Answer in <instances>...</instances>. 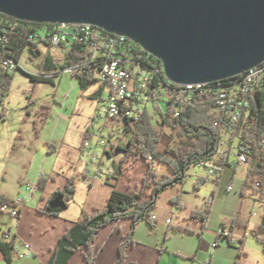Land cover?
Segmentation results:
<instances>
[{"label":"rangeland","instance_id":"rangeland-1","mask_svg":"<svg viewBox=\"0 0 264 264\" xmlns=\"http://www.w3.org/2000/svg\"><path fill=\"white\" fill-rule=\"evenodd\" d=\"M28 50L20 59L18 71L13 74L4 103L0 104V195L12 201L25 196L27 205L36 209L42 195L46 196L51 188L59 186L67 176L73 174L77 180L78 197L76 203L67 211V217L73 219L87 194L86 178L96 189L107 190L109 188L106 182L113 171V160L120 161L117 147H109L115 152L113 159L107 155L109 143L116 144L119 138L112 136L113 126L102 113V101L108 98L109 89L99 80L100 73L97 69L94 73L95 81L87 88H82L70 74L59 75L53 78L52 83L33 82L31 76L44 74L43 61L49 53L57 58V64H63L66 51L62 47L49 49L41 45L39 51L42 56L34 59ZM96 93H99L100 97H94ZM147 107L154 123L157 124L158 115L154 107L151 104ZM163 131L165 137L160 145L161 151L168 146L171 134L165 128ZM85 137L91 145L90 157L82 153ZM122 140L127 141L126 138ZM134 163L130 161L126 167L138 165L134 173L138 176L143 169L142 164H147ZM249 168L233 165L227 167L223 170L229 175L220 181V188H216L218 180L211 179L196 191L194 186L197 178H209L210 169L209 166H193L189 170L188 180L183 185L171 188L161 195L155 212L160 220L156 222V227L152 228L146 222H141L135 231V237L137 235V238H141L160 252L158 264H264L263 246L252 235L263 218L264 206L252 196L242 198L238 182L236 187L233 186L232 192L228 191L234 171L239 170L238 177L243 178ZM84 170L88 171L87 174ZM155 170L159 175L170 173L169 168L160 163L156 164ZM41 176L49 179L48 189L44 193L43 188L39 187L35 194H30L28 186L38 185ZM51 176L55 177V181ZM101 191L98 193H102ZM213 195L214 204L208 206L207 202ZM221 204L229 213L241 209V216L245 215L241 219L249 222L248 229L234 232L237 240L242 237L243 244L238 242L231 246L227 239L221 237L220 246L213 247L217 240L212 230L218 222ZM207 206L211 215L201 236L199 232L202 231V224L192 218L189 219V228L194 232L193 235L177 232L176 227L181 225L180 218L189 216L190 211ZM255 212H258L259 216H254ZM167 219L171 220L172 224H167ZM3 221L6 230L9 229L8 225H11L13 233L17 232L18 218L4 216ZM201 238L212 240L209 250H199L203 243ZM28 258L17 264L29 263ZM0 264L7 263L2 261Z\"/></svg>","mask_w":264,"mask_h":264},{"label":"trees","instance_id":"trees-1","mask_svg":"<svg viewBox=\"0 0 264 264\" xmlns=\"http://www.w3.org/2000/svg\"><path fill=\"white\" fill-rule=\"evenodd\" d=\"M53 27V24L48 23L35 24L29 21H20L0 12V28L5 30V35L9 37V44H7L5 50H2V48L1 50L7 57H12L19 64L20 59L28 49H32V51L39 50L40 44L32 43L29 40L30 35L44 33L48 37ZM0 33L3 34L2 31ZM44 46L49 49L52 48L47 42ZM90 58L89 54L82 53L77 48V44H74L70 50L65 52L63 64L54 65V69L58 71L68 67H83V73L75 72L72 77L76 79L82 88H87L90 83L95 81V69L98 70L91 63L89 66H85L91 61ZM164 74H166L165 70ZM46 75L48 74L31 76V79L36 83H52L55 77L50 78ZM12 79L13 75L5 73L0 67V104L5 101ZM99 95V93L98 95L96 93L94 97ZM255 115L256 120L252 127L253 135L247 137L252 145L254 162L246 174L243 186L240 189V195L242 198L252 196L254 200L264 206V150L260 146L264 131V93L256 97ZM218 122H220L219 116L211 112L206 100L199 103L198 108L188 107L180 111L173 122H165L166 126L170 128L171 134L170 142L164 151L160 150L162 139L165 137L163 122L157 119V124H155L153 116L148 110H145L140 121L128 122L125 129L127 141L123 146L117 147L119 152H125L126 160H113V166L115 174L120 177L123 175L127 160L131 163L145 162L149 169L143 177L140 190L137 193H122L112 184L113 190L105 206L94 208L90 213H83L81 220L58 241L48 264H68L70 259L80 250H84L85 264H96L97 254L94 250V242H96L100 231L111 224H119L129 219L132 221V225L124 242L119 247L120 258L116 263L125 264L127 249L136 244L135 231L138 225L141 222H146L150 227H156L157 221H153L152 217L158 208L161 195L171 188L183 185L188 180L189 170L193 166L204 165L208 161H212L214 156L218 154L219 141L222 136V128L221 125L217 124ZM114 153V151H109L107 155L110 159H113ZM158 163L167 166L170 173L159 175L155 170ZM218 165H221L224 169L231 166L230 163L225 161ZM208 180L209 178L198 177L194 186L195 190L199 191ZM46 181L42 178L39 181V187L44 189ZM76 182L75 177L68 178L64 187L55 191L49 197L46 208L40 209V211L48 216L58 217L64 210L54 208L51 204L57 200L64 204L67 209L76 197ZM257 184L260 186L257 187ZM178 198V200L181 199L180 196ZM5 204L15 205V202L0 195V206ZM179 206H181L180 203ZM241 214L242 211L239 209L235 217L222 220L223 228L230 229V236L226 239L231 246L235 245L230 241L231 232L236 229H248L249 227L248 223L241 219ZM210 215L211 210L208 206L201 210L192 211L190 217L202 222V231L199 232V236L205 231ZM176 230L177 232L194 234L191 228L184 225L176 227ZM252 235L263 246L264 251V218L258 228L252 232ZM221 237L220 233L217 241H220ZM14 238L16 239V237ZM239 242L243 244L244 240L241 239ZM14 252V244L0 240V262L4 261L7 264H12ZM239 257H242V252H240Z\"/></svg>","mask_w":264,"mask_h":264},{"label":"built area","instance_id":"built-area-1","mask_svg":"<svg viewBox=\"0 0 264 264\" xmlns=\"http://www.w3.org/2000/svg\"><path fill=\"white\" fill-rule=\"evenodd\" d=\"M51 34L44 33L31 34L29 40L36 44L44 45L46 42L51 47H62L68 51L77 44V48L84 54H89L90 63L95 65L100 73L99 80L109 89L108 98L102 101V113L107 121L113 126V137H118V142L109 143V147L123 146L122 138H125V129L130 121L138 122L142 118V106L154 107L158 115V120L163 122L167 131L170 128L165 122L171 123L179 115L180 111L188 107L198 108L200 99H208V106L211 112L219 116L222 136L219 141V151L212 161H208L199 167L209 166V180H218L223 167L222 161L230 163L236 167H251L254 162L253 149L248 135H253L252 127L255 124V100L256 97L264 93V62L259 66L251 68L245 74H239L229 79L217 82L185 84L175 83L170 80L159 78L160 68H164V62L147 51L144 46L119 33H109L108 31H95V26L85 25V23L53 24ZM0 67L9 75L15 74L19 69V64L12 58L7 57L2 50L9 44V37L6 31L0 28ZM2 48V50H1ZM83 73L81 66L68 67L64 70L54 71L46 77H58L63 74ZM117 105L125 106L124 113L116 112ZM264 150V131L260 142ZM83 155L91 156L89 150L91 145L89 139L85 137L83 142ZM120 161L126 160L125 152H119ZM93 160H95V157ZM232 159V163H231ZM130 162V161H129ZM128 160L125 164L129 163ZM112 173H114L112 171ZM110 173V175H112ZM43 177V176H41ZM86 183L89 184L88 178ZM260 185L257 184V187ZM30 194H35L39 186H28ZM234 190L233 185L228 187V191ZM212 196L207 202L212 204ZM15 205H1L0 219L4 216L12 219L19 218L21 205L27 202L24 196ZM254 216H258L255 212ZM155 221L156 217L153 216ZM172 221L168 220L167 224ZM222 238L230 236V230L224 228L221 231ZM0 240L8 241L15 245V238L11 231L0 229ZM232 243L239 242L231 237ZM217 241L213 247L219 246ZM24 251H20L15 245V253L19 258H23L27 252L31 251V246L24 243Z\"/></svg>","mask_w":264,"mask_h":264},{"label":"water","instance_id":"water-1","mask_svg":"<svg viewBox=\"0 0 264 264\" xmlns=\"http://www.w3.org/2000/svg\"><path fill=\"white\" fill-rule=\"evenodd\" d=\"M0 12L123 34L161 59L170 80L182 85L229 79L264 62V0H0ZM51 206L66 209L57 200Z\"/></svg>","mask_w":264,"mask_h":264},{"label":"crops","instance_id":"crops-1","mask_svg":"<svg viewBox=\"0 0 264 264\" xmlns=\"http://www.w3.org/2000/svg\"><path fill=\"white\" fill-rule=\"evenodd\" d=\"M56 59L57 58L51 53H49L48 56H46V59L43 61L44 74H51L53 71H56L54 69V65L57 64L55 61ZM122 142L125 143L124 140H122ZM136 168H138V165L135 167L134 165H130L129 167L127 166L123 170V175L118 177L117 174H115V170L113 166L114 173L111 172L112 175L109 174L110 176H109L108 182H106V185L109 189L107 190L105 189L104 191H101L99 188L96 189V187L93 184L89 183L88 186L86 187L87 194L84 197V201L81 204V208L79 212L76 213V216L73 219L72 217H67V211L71 209L73 203H76V200L78 197V188H77L76 197H74L73 202H71L70 206L64 211H62L58 217L48 216L46 214H43L40 211V209L43 210L46 208L49 197L55 191L61 190L64 187L68 178L75 177L73 174L67 176L65 181H63L59 186L57 185L56 187L51 188L49 193L46 196L42 195L40 197V200L38 202L36 209L28 206L27 202H24L21 205L20 215L18 218L19 224L17 225V232L15 234L13 233L11 225H8V228H9L8 231H11L12 235L16 237L14 242H15L16 247L20 251H24V247H23L24 243L31 246V251L27 252L23 258H19L18 254L14 252L12 264L20 263L23 260L26 261L27 257H29L28 259H30V262L27 264H48L51 256L53 255V250L58 244V241H60V239L65 235V233L71 227H74V225L81 220L83 213L84 212L90 213L94 208L105 206L107 199L110 198L112 190H113V188L111 187L112 184L115 185V188L119 192H122V193L131 194V193H137L140 190L141 184L143 183V177L147 169H149V166L142 164L143 169H141L138 176L134 174ZM84 172L87 174L88 171L84 170ZM238 172L239 170L234 171L233 178H232L233 181L231 185L236 187V185L239 183V186H240L239 189H241L246 176H243V178L242 177L239 178ZM228 175L229 173H227L225 170L221 172V176L217 181V186H216L217 189L220 188L221 186L220 181L226 179ZM51 177L50 178L55 181V177L53 176ZM42 178L45 180L44 177ZM46 180L47 181L45 184V188L43 189L44 193L48 189V184H49L48 183L49 179H46ZM236 182L238 183L236 184ZM98 191H101L102 193L100 192L98 193ZM178 191L180 192V190ZM213 197L215 198V195H213ZM213 204L214 203H212L210 206H212ZM237 212L238 210H235L229 213L225 207L224 208L222 207V204H221V210H220V216H218V222L217 224L214 225L213 230H212L214 234H216L215 235L216 240L218 239V235H219L218 233L224 229L222 225V220L224 218L235 217ZM189 213H190L189 216L187 215L186 217L180 218L179 224L190 227L189 219L191 218L190 215L192 211H190ZM154 216L156 217V221L159 222L160 221L159 216H157L156 214H154ZM244 216L245 215H243V217ZM258 216H259V213H258ZM160 218L162 219L161 221H163V218L162 217ZM263 218H264V214H263ZM263 218H261L259 224L261 223ZM168 220L169 219L166 220V223ZM200 223L202 224V222ZM246 223H248L249 225V222H246ZM4 224H5V221H3V217H2L0 219V229L6 230L3 227ZM131 225H132V221L127 219V220L122 221L119 224L117 223L111 224L107 228H104L100 231L96 242H94V250H95V253L97 254L96 264H116L117 263L118 258H120L119 247L124 242L125 237L128 235ZM200 228L202 227L200 226ZM236 231L237 229L231 232V235L233 238H237L234 236V232ZM241 239L242 237H239V240ZM135 241H136V244H134L133 246H130L127 249V258H126L125 264H158L159 263V260H160L159 253L160 252H158L156 248L151 247L149 244H147V242H143L141 238H137V235L135 237ZM211 242H212L211 239L207 240V238L205 239L201 238L202 244L201 246H199V250L201 248L203 249L206 248L207 250H209V246ZM216 242L217 241H215V243ZM217 247L218 246H216L215 248ZM84 257H85L84 250H80L70 259L68 264H85ZM22 264H26V263L23 262Z\"/></svg>","mask_w":264,"mask_h":264},{"label":"bare ground","instance_id":"bare-ground-1","mask_svg":"<svg viewBox=\"0 0 264 264\" xmlns=\"http://www.w3.org/2000/svg\"><path fill=\"white\" fill-rule=\"evenodd\" d=\"M2 22H3V21H2ZM85 25H92V24H87V23H85ZM95 31H107V30L95 26ZM164 70H165L164 68H160V71H159V78H160L161 80H167V81H168L169 77L167 76V74H164ZM245 73H247V72H245ZM245 73H243V74H245ZM203 100L208 101V99H200V100H199V103H201ZM124 108H125V106L117 105V107H116V112L124 113ZM147 108H148L147 106H142V108H141V113H142V115H143V113L145 112V110H146V111L148 110Z\"/></svg>","mask_w":264,"mask_h":264}]
</instances>
